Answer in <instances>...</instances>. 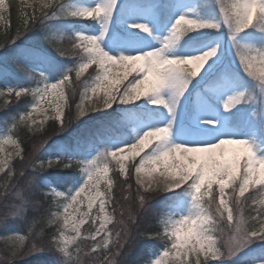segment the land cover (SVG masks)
<instances>
[{"label": "snow or ice", "instance_id": "6c2138e0", "mask_svg": "<svg viewBox=\"0 0 264 264\" xmlns=\"http://www.w3.org/2000/svg\"><path fill=\"white\" fill-rule=\"evenodd\" d=\"M198 4L200 10L193 0H32L26 5L31 12L20 11V26L0 37V97L32 98L0 136V227L14 218L28 228L26 235L0 237V264L43 252L53 254L52 264H127L152 214L158 227L151 238L164 243L146 264H264V199L246 197L251 190L264 194V143L245 131L251 117L264 116V0ZM9 8L0 0V21L7 22ZM118 10L128 15L129 29L151 40L106 49ZM85 20L99 32L69 35L54 23ZM37 29L39 36L29 35ZM65 40L70 48L62 47ZM10 63L26 76L10 83ZM77 96L73 111L69 100ZM89 113L103 119L90 126L81 121ZM49 119L59 124L53 134L75 121L84 125L54 144L57 156L42 158V150L53 147L51 135L30 148L13 138L20 125L35 135ZM9 143L14 153H5ZM136 157L132 196L127 162ZM51 168L77 169L78 175L54 186L42 176ZM113 172L127 185L123 199L133 201L127 208L114 193ZM159 193L171 196L157 208L152 197ZM89 222L95 228L85 234ZM83 241L89 243L82 247Z\"/></svg>", "mask_w": 264, "mask_h": 264}, {"label": "rangeland", "instance_id": "374dc122", "mask_svg": "<svg viewBox=\"0 0 264 264\" xmlns=\"http://www.w3.org/2000/svg\"><path fill=\"white\" fill-rule=\"evenodd\" d=\"M5 2H6V4H8V0H5ZM20 2L25 4V9L28 10V12H31V9L27 8L26 5L28 3H32V0H20ZM120 4L126 5V0H120ZM193 7H197V10H200L198 0H193ZM209 11H211V9H209ZM8 15H9V11H7L5 13L6 17H8ZM128 18L129 17L127 14H122V12L120 10H118L117 14L114 16L113 23H112V26L110 28L109 34L105 38V41H104V45H105L106 49H110L114 42L115 43H128V42L140 40L143 38V37L136 36L135 33L141 34L146 39L151 40V37H147V34L139 33V30L129 29L127 23L124 22ZM137 18H139V17H137ZM146 18H147V16H146ZM7 24H8V21L7 22L0 21V29H4V27ZM58 28L60 31L66 32L69 35H71L73 33L72 28H70V27L69 28L66 27L65 29H63L61 26L58 25ZM75 31H77V30H75ZM92 32L98 33L99 32V26L96 25L95 27H93ZM38 33H39V29H37V31L34 34L31 33L30 36L37 35ZM156 34L159 35L160 32L156 30ZM225 44L227 45L226 40H225ZM62 47L70 48L71 47V41L65 40L63 42ZM57 59H58L59 63H61V64H64L66 66H72L70 61H69V58H60L59 57ZM62 59H64V60H62ZM13 66H14V64L10 63V71L14 75ZM94 67L95 66H93V68H90L84 74L82 79H87L89 76H91L93 74ZM129 79H131V77H129ZM8 100H12V103L10 105H8V107H4V105L6 104V102ZM25 100H30V99H29V97H23L19 101H16L12 97H0V117L3 116L4 114L5 115L3 116V118H7L8 116L9 117L12 116L14 114V111H10L11 108L13 106H15L16 104L24 102ZM76 101H78V96L75 98L70 97L69 103L72 105L73 111H74V105H75V103H77ZM193 101H195V95L193 96ZM109 111H111V110H109ZM48 115L52 116L54 114L50 110ZM90 117H92V118L90 119ZM33 118L36 119L37 121L44 119L43 115H40V114H34ZM67 118L68 117H67V110H66V115H65L66 122H67ZM97 119H103L102 114H100V113H89L87 116L82 117L81 121H88V124L91 126V125H94L96 123L95 120H97ZM251 120L253 121V123L245 130L247 136L264 143V124L261 123V121L264 120V116H262V117H251ZM81 121H75L72 124V126L69 127L63 133L57 131L55 134H53V127L56 128L55 126L56 125L59 126V124L55 120L49 119L44 124L43 131H41L45 135L43 137H40L39 139H37L35 141L38 143L40 139L47 138L48 136L51 135V139L48 142L50 145H53V147H50L45 152H43V150H42V153H43L42 158L47 159V157L49 155H51L53 157L57 156L58 153L54 149V144L72 139V137L84 127V125L81 124ZM78 125H79V127H78ZM37 126H39V125H37ZM7 134H8V131L6 129H2L0 131V136H6ZM60 137H62V138H60ZM13 138L16 139L15 137H13ZM30 146H27V147L30 148ZM4 149H5V153H14V151H15L14 146L10 143L5 144ZM146 151H150V149H148ZM133 160H135V162H138L139 158L136 157V158L130 159L127 162L128 167H129L130 182L133 184V189H132L131 195L135 196V187L136 186H135L134 172H133V168H132ZM20 163L21 162H20L18 157H14L12 159V165L15 168H17V170H19ZM16 164H18L19 167L16 166ZM56 169H58V168L45 169L42 173V176L44 178L52 181L54 186H56V183H55L54 179L48 175L49 174L48 172L55 171ZM61 169H63V168H61ZM63 170H65V169H63ZM77 172H78V170H77ZM111 175L113 176V179H116V181H117L116 186L114 188V193L116 195V198L120 201V204H122L125 208L129 207L133 203V201L131 199H129V200L123 199L124 196H129V192L127 191V185L125 184V185H123V187L121 186L120 181L122 180V178H117V174L115 172L111 173ZM3 176H4V174H0V185L3 184ZM61 178H63V177H61ZM58 190H63V186L61 185ZM44 191H47V189H44ZM255 194H260V193H257L255 190H251L248 193H246V197L254 196ZM261 195H262V199H264V194H261ZM170 196H171V193H159L158 195L152 197V204L156 205L157 208H159L161 202L165 201ZM107 210H108L109 214H112V208L111 207H109ZM160 211H161V213H163L164 211H166V209H160ZM94 212H95V209H94ZM115 216H116L117 220L120 218L119 217V205H117V212L115 213ZM157 227H158V224H157L156 215L152 214L150 217L147 218L146 222L142 224L141 232L143 233V235H141L137 239L136 244L128 252V255L126 257L127 264H136L138 262V259L141 258L140 250L143 248L144 244L154 243V242L155 243H164V241H162V240L151 238L152 235L156 232ZM94 228H95V226L92 225L91 222H89V224L84 226L82 231L85 234H87L88 232L94 231ZM109 228L113 231V233H115V231L119 230V226L116 224L109 225ZM88 243H89L88 241H83L81 243V246L85 247ZM30 244H31V241L29 240L26 243L25 248L29 247ZM3 247H4V241L2 239H0V249H2ZM42 255H46V252L24 256V257L20 258V260L17 262V264H22V262H25V261L29 260L30 258H32L34 260V262L37 264H45V261L39 258L40 256L42 257ZM151 259H152V257L149 258V260L147 262H149ZM211 264H219V262L218 261H212Z\"/></svg>", "mask_w": 264, "mask_h": 264}, {"label": "trees", "instance_id": "16d2710c", "mask_svg": "<svg viewBox=\"0 0 264 264\" xmlns=\"http://www.w3.org/2000/svg\"><path fill=\"white\" fill-rule=\"evenodd\" d=\"M8 4L10 6L9 8V15H8V24L4 27V29H0V37H2L5 32L7 31L9 34L13 33L17 27L20 26L21 20H20V11L23 9L24 11H28L25 9V4L21 3L20 0H8ZM56 27L61 26L63 29L67 28H72V31L74 32L75 30L77 31H84V32H92L93 27L96 26L95 22H91L90 20H85L82 22L79 21H68V22H54ZM67 25V26H66ZM92 28V29H91ZM31 34V33H30ZM29 34V35H30ZM40 35V31L37 34V36ZM41 45L44 47H47L46 43L41 41ZM2 50V49H0ZM59 58V57H57ZM64 60V59H62ZM66 60V59H65ZM14 64V63H13ZM257 71H259V68H257ZM13 73L12 77H10L9 82L10 83H15L17 80L22 79L26 76V73H24L21 69L17 68L14 64L13 66ZM75 77V74L73 73V78ZM74 85L79 84V82L75 81L74 79ZM5 88V82L0 81V89ZM30 100H25L22 103L16 104L11 108L10 111H14V114L12 116H8L7 118H3V116L0 117V131L2 129H11V124L12 120L11 117L16 116L19 113H23L25 110L30 108L31 104V97L29 96ZM75 100V99H74ZM76 102H79L76 101ZM8 113V112H7ZM12 114V113H11ZM56 129L59 126H55ZM54 129V127H53ZM15 135L14 137L21 141L22 147L24 146H30L32 142H35L37 139L40 137H43L45 134L43 132H38L35 135H33L32 132L28 131L27 127L24 125H20L17 129L14 130ZM47 132V131H46ZM48 133V132H47ZM16 166L19 167L18 164ZM17 169V168H16ZM49 176H51L55 183L61 179V177H67L69 175H78L77 169H61L58 168L55 171L48 172ZM63 190H65L63 188ZM254 197L259 201L262 199L261 194H255ZM46 231L48 230L47 225H45ZM12 231H18L22 235H26L28 232V228L26 224L23 221L16 220L14 218H10L8 221V226L6 228L1 227L0 228V237L3 235L12 232ZM51 231H55V226L51 227ZM163 243H147L143 245V248L140 250V255L141 258L138 259V262L136 264H146V262L149 260V258L152 257V253L159 251L162 247ZM38 258V257H37ZM36 258V259H37ZM40 259L45 261V264H52V259H53V254L51 252H46V255H42V257H39ZM22 264H37L34 262L32 258L29 260L22 262Z\"/></svg>", "mask_w": 264, "mask_h": 264}]
</instances>
